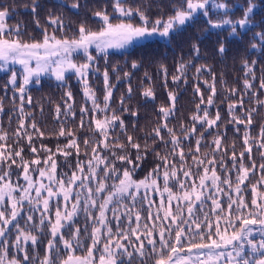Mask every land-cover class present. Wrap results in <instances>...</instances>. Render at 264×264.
<instances>
[{"label": "snow or ice", "instance_id": "snow-or-ice-1", "mask_svg": "<svg viewBox=\"0 0 264 264\" xmlns=\"http://www.w3.org/2000/svg\"><path fill=\"white\" fill-rule=\"evenodd\" d=\"M121 5L122 0H115L114 12L118 13L116 17L110 18L105 12L94 14L99 20V30L86 29L82 24L78 28V35L71 39L58 38L55 33L49 35L45 32L42 41L32 43L21 42L18 38V29H16L17 38H6L5 34L13 30L7 29L4 24L8 12L0 10V70H7L9 65L14 64L22 66V83L16 88L21 102L24 100L26 87L33 82V79L39 84L42 75L51 74L57 81H64L67 73H75L83 82L86 99L92 101L93 115L90 126L94 124V134L100 137L91 145L87 139L84 140L85 148L91 147L90 158L85 161L77 159L76 171L71 175L64 174L57 178L56 162L50 155L43 162L45 167L33 169L39 177L38 180H34L30 174V163L39 166L41 160L35 159L29 162L21 155L23 149L9 150L4 143L9 138L8 133L0 128V264H22V261H31L28 248L34 250L39 242L38 236L33 234L37 232L41 236L50 237L45 254L38 260V264H264V191L260 190L264 189V175L251 184L250 201L244 199L241 188L245 181L249 180L250 172L255 170V163L252 164L251 170L242 164L237 167V156L233 146L232 168L236 169L235 182H233L231 170L226 166L223 158L226 150L223 149L219 136L212 141L211 153H205L203 159L199 158L203 139L201 134L195 141V151L189 148L188 154H191L192 166L186 167L188 154L181 144L184 141L190 142L191 137L196 133V122H200L202 127L207 125L208 128L216 125L217 120L220 119L219 112L215 119H209L205 108L201 116L198 104L197 113L192 116V127L181 125L183 135L177 137L167 123L168 117L174 111V104L170 108L161 107L159 111L162 119L153 129V135L166 145H171L170 154L178 158L179 168L175 161H169L165 155L159 157L162 166L158 164L143 180L135 181L127 169L122 170L121 173V170L115 167L117 160L133 165V170L138 164H133L127 155H116L115 149L123 150L124 145L109 142V130L114 128L119 117L115 114L109 117L106 114L109 111L108 101L111 96L108 73L105 71L103 74L107 89L103 108L96 103L95 94L89 90L87 81V73L92 70L91 66L96 61L91 51L93 48L106 56L111 48L129 49L150 44L168 47L171 46L173 36L179 35L189 26H194L201 18L206 22L207 28L200 39L206 38L213 32L219 34L221 31H227L229 37L242 39V32L246 33L264 25V20L257 22L254 19L258 5L254 0H247L246 4L241 3V0H234L231 3L229 0H182V5L173 9V15L166 19L157 18L151 22L138 9L134 14L133 9ZM72 7L78 8V5ZM32 10L35 11V7ZM237 12L241 13L238 17ZM135 15H139L141 24L136 25L131 22ZM49 19L52 24L63 26V22L58 17L50 16ZM113 19L117 22H112ZM252 39L260 42L251 45L253 50L264 49V31L254 32ZM217 51L220 54L225 53L223 41L219 43ZM77 53L83 54L84 63L75 62L73 57ZM193 53L199 56V47L195 44ZM33 62H35L34 66ZM245 65L247 66V62ZM132 67L136 68L137 64L133 62ZM164 71L166 75V69ZM177 71L183 76L186 65L181 64ZM202 71L201 68L196 69L197 73ZM180 76L173 77V82L179 81ZM9 83L14 87L17 85L15 70L11 71ZM261 86L264 87V83ZM245 87H251L247 80ZM209 88L214 95L216 91L214 84L209 85ZM128 91L131 93V87ZM196 91L199 94L198 86ZM143 95L154 98L151 88L145 89ZM66 96L71 98L72 93L69 91ZM169 98L174 102L175 96L172 93H169ZM200 99L201 103H204L202 94ZM258 103L264 106V101ZM212 104V96H209L207 105ZM239 105L243 107V97ZM66 107L68 114L74 116L75 113L71 111L72 106L66 104ZM235 108V104L228 105L230 113ZM19 111L23 117L22 103ZM56 111L59 114V106ZM80 111L83 117L89 109L81 108ZM97 112L102 114V118H96ZM245 115L250 125L251 112ZM233 121L237 124L244 123L235 116ZM31 127L40 136L44 135L36 129L34 122ZM120 127L123 129L122 121ZM161 129L166 130L169 140L165 141L160 135ZM22 134L31 145L32 136L24 128L23 118L19 120V125L13 134L17 143ZM58 135L69 137L65 147L74 149L78 157L80 149L74 135L71 132L66 134L63 127L60 128ZM260 137L264 138V129L261 130ZM128 141L137 150L136 160L139 161L140 145L132 143L130 136ZM243 143L250 156L252 144L249 143L247 132ZM253 143L257 142L253 141ZM259 146L264 147V142ZM104 149L109 151L111 160L108 156L100 154ZM44 150L51 152L47 148ZM60 151L58 147L57 152ZM31 152L36 153L37 149L31 147ZM69 154L63 152L65 157ZM218 154H220L219 161H217ZM85 155H89L87 151ZM244 155L245 151L239 153L241 160ZM17 157L20 158L17 167L22 170L25 182L23 185L19 183V178L15 182L11 178V166L17 164ZM217 163L225 173L223 178L216 171ZM259 167L264 169V164ZM161 178L162 190L158 183ZM110 179L113 183H106ZM93 182H95L94 186ZM170 182L177 186L179 191L173 192L169 187ZM150 189L153 192H160L161 196L155 212L152 211L155 201L149 195ZM164 193H167L166 197ZM222 196L227 198L226 207L221 202ZM53 200L56 202L54 214H50L53 212L50 208ZM145 202L148 207L147 220L152 221L151 226L147 222L141 224L140 211L136 210L137 204L143 206ZM206 205H210L207 211H205ZM37 212L38 223L33 219ZM109 212L112 214V219L117 221L115 232L109 221ZM81 213L84 214L86 221L92 222L91 225L85 223L83 229L75 226ZM121 216L128 225L134 221L135 227L130 226L127 230L121 228ZM156 221L160 222L159 225ZM131 237H135L136 243H133ZM102 238L104 239L102 248H98L97 245L101 243ZM85 240L90 241V244L86 245ZM11 247L23 253L22 260L10 256ZM78 251L83 254H77Z\"/></svg>", "mask_w": 264, "mask_h": 264}, {"label": "trees", "instance_id": "trees-1", "mask_svg": "<svg viewBox=\"0 0 264 264\" xmlns=\"http://www.w3.org/2000/svg\"><path fill=\"white\" fill-rule=\"evenodd\" d=\"M229 2H234V0H229ZM246 2L247 0H241V3L246 4ZM254 3L258 5L255 21L264 20V0H254ZM72 5H78V8H73ZM181 5L182 0H122L123 7L133 9L134 14L138 9L144 13L149 22L157 18L166 19L174 14L173 9L175 7ZM114 6L115 0H0V10L8 12L4 24L8 29L13 30L5 35L17 38L16 29H18L19 40L27 43L42 41L45 32L49 35L55 33L57 37L73 38L78 35V28L82 24L86 29L99 30V20L94 14L105 12L110 18L116 17L118 15L114 12ZM34 7L35 11L32 10ZM240 15V12L236 13L237 17ZM50 16L58 17L63 22V26L52 24L49 19ZM131 22L136 25L141 24L139 15H135ZM206 28L207 24L201 18L194 26H189L179 35L173 36L171 46L168 47L160 44H150L145 47L134 46L129 49L110 50L106 56L104 53L92 49V55L96 57V61L91 66L92 70L87 73L89 90L95 94L96 103L103 108L104 96L107 94L103 74L107 71L111 96L108 101L109 111L106 114L109 117L113 114L119 117L114 128L109 130V142L124 145L123 150L115 149L116 155H127L133 164H138V167L133 170V165L126 161H115V167L120 169L121 173L122 170L127 169L132 174L133 180H143L158 164L162 166L159 157L165 155L169 161H175L177 168H179L178 158L170 154L171 145H166L153 135V129L160 124L162 119L159 111L161 107L170 108L174 104V111L168 117L167 123L177 137L183 135L181 125L187 128L192 127V116L197 113L196 106L198 104L200 105L199 115L201 116L205 108L208 111L209 119H215L217 112H219L220 119L212 128H208L207 125L202 127L200 122H196V133L191 137L190 142L184 141L181 147L184 148L186 154L189 153V148L194 152L195 141L202 134L199 158L203 159L205 153H211L213 139L219 136L221 145L226 150L223 157L225 164L231 170L232 180L235 182L236 169L232 168L231 159L234 146L237 167L242 164L251 170L252 164L255 163L256 165L255 170L250 172L249 180L241 186V188L243 187L244 199L250 201L251 184L264 175V169L259 167L264 164V158H262L264 157V147L259 146L261 142H264V138L260 137V132L264 129V106L258 103V101H264V87L261 86L264 83V49L253 50L251 48L253 43H260L258 40L252 39L253 33L264 31V25L246 33L242 32V39L229 37L227 31H221L219 34L213 32L206 38L200 39ZM221 41L226 48L223 54L217 51ZM194 44L199 47L198 57L193 53ZM74 59L77 61L85 60L81 53L74 55ZM133 62L137 64L136 68L132 67ZM245 62H247V66ZM181 64L186 65L183 76H180L177 71ZM197 68H201L203 71L197 73ZM164 69H166V75ZM10 76V68L0 70V106H2L0 128L9 136L4 142L6 147L12 151L23 149L21 155L29 162L35 159L41 160L39 166L30 163V174L34 180H38L39 177L33 169L45 167L43 162L50 155L56 162L57 178L64 174L71 175L73 171H76L77 159L85 161L90 158L91 147L86 149L84 140L87 139L91 145L94 140L100 139L98 135L94 134V124L90 126L93 115L91 111L92 101L87 100L84 95L83 82L74 73H67L64 81H57L52 76L43 75L40 77L39 84L33 81L26 87L25 97L21 102L20 94L16 91V88L22 83L21 76L17 72V85L15 87L9 83ZM175 76H180L176 83L173 82ZM245 80L251 85L250 88L245 87ZM205 81L208 83L206 84ZM213 84L216 89L214 95L209 88V85ZM197 86L199 87V94L196 91ZM129 87H131V93L128 91ZM147 88L152 89L154 98L143 95ZM69 91L72 93L71 98L66 96ZM169 93L175 96L174 102L170 100ZM200 94L203 95L204 103H201ZM209 96H212V105H207ZM29 97L31 98L30 103ZM241 97H243V107L239 105ZM21 103L24 109L23 117L19 111ZM66 104L72 106L71 111L75 113L74 116L68 114ZM229 104L236 105L235 110L231 113L228 109ZM57 106L60 108L59 114L56 111ZM81 108L89 109L83 117L81 116ZM247 112H251L250 125L245 115ZM234 116L244 123H235L233 121ZM21 118L24 119V128L32 136L31 145L23 134L18 143L13 135ZM96 118H102V114L97 112ZM82 120L83 127H81ZM120 121L123 122V129L120 127ZM33 122L36 129L44 133L43 136H40L31 127ZM61 127L64 128L66 134L71 132L76 138L80 149L78 157L74 149L65 147L69 142V137L58 135ZM246 132L249 136V143L252 144L250 156L246 152V145L243 143ZM160 135L164 137L165 141L170 139L164 129H161ZM129 136L132 138V143L140 145L141 159L139 161L136 160L137 150L128 141ZM253 141L257 143H253ZM31 147H35L37 152L32 153ZM58 147L61 149L60 152H57ZM44 148L50 149L51 152H46ZM86 151L89 154L87 156L85 155ZM241 151H245L242 160L239 157ZM63 152L70 154L65 157ZM100 154L108 156L110 160L112 159L107 149H104ZM16 159L17 164L11 166V178L14 182L19 178V183L23 185L25 182L22 177V170L17 167L20 158L17 157ZM219 159L220 154L217 155V161ZM186 160V167H191V154L186 156ZM216 171L222 178L224 177L225 173L221 171L219 163H217ZM99 178L98 176L97 179ZM106 183L111 184L113 180L110 179ZM158 183L162 190V178ZM169 187L172 188L173 192L179 191L172 182H170ZM149 195L155 201L152 208V211L155 212L161 199L160 192H153L150 189ZM164 195L166 197L165 193ZM221 202L226 207L227 198L222 196ZM55 203V200L50 203V208L53 210L50 214H54ZM60 203L63 204L62 199ZM209 207L210 205H206L205 211ZM136 210L140 211L141 224L147 222L151 226L152 221L147 220V202L143 206L137 204ZM93 214L95 215V213ZM108 216L115 232L117 221L112 219L111 212L108 213ZM33 219L34 222L38 223V212ZM121 221L120 227L125 230L130 226L135 227L134 221L128 225L124 222L123 216H121ZM85 223L91 225L92 222L86 221L84 214L81 213L75 226L83 229ZM156 223L159 225L160 222L156 221ZM156 231L158 232V228ZM33 234L38 236L39 242L34 250L31 247L28 248L32 260L22 261V264H38V260L42 259L45 254L47 241L50 237L48 235L41 236L38 232ZM65 235L67 238V233ZM131 239L133 243H136L135 237H131ZM103 242L104 239L102 238L97 247L102 248ZM84 243L87 245L90 244V241L85 240ZM77 254L83 253L78 251ZM10 256L22 260L23 253L17 252L15 247H11Z\"/></svg>", "mask_w": 264, "mask_h": 264}, {"label": "rangeland", "instance_id": "rangeland-1", "mask_svg": "<svg viewBox=\"0 0 264 264\" xmlns=\"http://www.w3.org/2000/svg\"><path fill=\"white\" fill-rule=\"evenodd\" d=\"M122 6V5H121ZM123 7V6H122ZM117 15H118V13H116ZM112 22H117L116 20H112ZM133 23V22H132ZM134 24V23H133ZM5 27L8 29V27L5 25ZM6 38H9V39H12L13 37H8V36H6ZM58 38H64V37H58ZM69 39H71V38H69ZM29 43H32V42H29ZM93 50H95L94 48H93ZM110 50H122V49H116V48H111V49H109L108 51H110ZM96 51V50H95ZM78 54V53H77ZM76 55V54H75ZM73 59H74V57H73ZM75 60V59H74ZM75 62L76 63H84L85 62V60L84 61H77V60H75ZM34 63L35 62H33V66H34ZM11 69V71L12 70H15L16 72H18L19 74H20V76H21V74H22V66L21 65H19V64H14V65H9L8 66V69ZM75 74V73H74ZM44 75H49V76H52L53 78H55L53 75H51V74H44ZM76 75V77L80 80V78H79V76L77 75V74H75ZM43 76V75H42ZM21 79H22V76H21ZM33 81H35V79H33ZM81 81V80H80ZM135 181H140V180H135ZM259 187V186H258ZM242 189H243V187H242ZM261 191H264V189H260ZM166 194V196H167V193H165Z\"/></svg>", "mask_w": 264, "mask_h": 264}]
</instances>
